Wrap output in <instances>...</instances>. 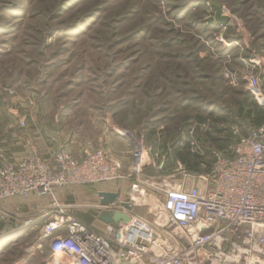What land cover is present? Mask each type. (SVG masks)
<instances>
[{
	"label": "rangeland",
	"instance_id": "obj_1",
	"mask_svg": "<svg viewBox=\"0 0 264 264\" xmlns=\"http://www.w3.org/2000/svg\"><path fill=\"white\" fill-rule=\"evenodd\" d=\"M215 4L223 27L211 0H0V157L10 127L17 140L29 134L27 154L105 149L126 173L143 147L141 173L99 185L120 190L149 220L165 180L203 189L206 171L188 170L180 157L190 151L212 163L214 152L231 155L243 136L236 123L243 134L253 128L243 114L235 118L249 108L248 95L264 109L247 82H264V0ZM226 130L234 142L220 150L212 139ZM58 204L80 221L90 215ZM25 233L10 234L0 264H58L39 228L19 239Z\"/></svg>",
	"mask_w": 264,
	"mask_h": 264
},
{
	"label": "built area",
	"instance_id": "obj_2",
	"mask_svg": "<svg viewBox=\"0 0 264 264\" xmlns=\"http://www.w3.org/2000/svg\"><path fill=\"white\" fill-rule=\"evenodd\" d=\"M247 82L264 106V82L255 76H248ZM140 148L128 173L105 149L87 150L75 158L61 146L50 159L38 152L2 159L0 203L54 196L55 189L129 180L148 165ZM213 155L209 170L200 177L203 189L188 191L185 183L164 181L153 220L138 215L132 200L127 201L130 211L121 206L126 202L122 193L119 205L99 204L95 209L98 219L119 211L130 222L104 224L100 232L66 214L55 201L49 208L36 206L26 218L7 213L5 219L12 234L39 228L58 264H264V123L241 136L231 155ZM137 185L132 186L136 192Z\"/></svg>",
	"mask_w": 264,
	"mask_h": 264
},
{
	"label": "crops",
	"instance_id": "obj_3",
	"mask_svg": "<svg viewBox=\"0 0 264 264\" xmlns=\"http://www.w3.org/2000/svg\"><path fill=\"white\" fill-rule=\"evenodd\" d=\"M11 128V127H10ZM8 128L6 130V134H8V142L4 143L5 146L7 147L4 148L5 150V158L9 160H18L23 158L28 152L29 149L33 147H29L31 143V138L29 137V134L27 131H24V134L20 135V138L18 140L15 138L14 132ZM12 132V133H11ZM43 145L45 143H42ZM41 144V145H42ZM36 145V144H35ZM36 148L41 150V147ZM72 153V152H71ZM84 153H80L78 156L73 154L75 158H82ZM3 157H0V161L2 159H5ZM100 187L105 185H99ZM110 187V188H109ZM120 187V185H119ZM84 189V190H83ZM93 187H88V188H62V189H55L54 191V198L49 200V199H44V198H39L36 195H31L29 198L24 199V198H11L8 200H5L0 203V248L2 249L4 247V251L2 252L3 256L4 254H7L8 251L11 249V245L14 242H11L10 244L4 243L12 234H11V228L10 224L8 223V220L5 219L7 216V213L10 216L13 217H20V218H26L28 216H31L33 212L35 211V207H42V208H49L51 207L52 203L55 201L57 203L61 204H67L68 206H72L71 212L73 214H76L79 208H86L89 210V217L88 219L91 220V226L95 229H99L98 226L102 227L104 229V223L101 222L98 219V211H96V207L99 205V199H98V193L102 191H109V192H115L117 189H111V186H108L107 188L103 189L100 188L99 190H96L95 188L93 189L94 191H91ZM115 190V191H114ZM82 191L87 192V195L85 197H82V195H79L80 193L83 194ZM93 192V194H92ZM84 200L87 205H78L80 204V201ZM87 218V217H86ZM100 228V229H102ZM97 229V230H98ZM32 230H30L31 232ZM23 233L26 232L23 236L19 237L20 238H25L27 235H30L31 233L28 232V229H25L22 231ZM11 234V235H10ZM7 252V253H6Z\"/></svg>",
	"mask_w": 264,
	"mask_h": 264
},
{
	"label": "trees",
	"instance_id": "obj_4",
	"mask_svg": "<svg viewBox=\"0 0 264 264\" xmlns=\"http://www.w3.org/2000/svg\"><path fill=\"white\" fill-rule=\"evenodd\" d=\"M212 2L215 3V0H211ZM248 97L251 99V104L249 106V108L245 111V109L243 107L240 108L238 115H236L235 118H238V116H241V114H243V118L248 121V124H252L253 128H258L260 127L263 123H264V109L261 108L254 100L251 96L248 95ZM243 112V113H242ZM237 128H240L241 130H239V136L241 135H245L243 134L242 131V125L241 123H236ZM226 134V136L224 135V138H217V139H212L214 142H216V144L218 145V148L220 150H223L225 148H227L228 146H230L232 144V142H234L233 138H234V134L233 131H223ZM209 150H207L208 152ZM223 153V152H221ZM187 156V157H186ZM203 157L204 155H199L197 153H190V151H187V153L185 154V157H180V160L183 164L186 165V167L188 168V170L194 171V172H207L211 166V162L208 160L207 161H203ZM202 164H205L207 168H205L204 170L201 169ZM91 220H93V218H91ZM91 220H89L88 218L85 217V219L81 218V221L89 226H91Z\"/></svg>",
	"mask_w": 264,
	"mask_h": 264
},
{
	"label": "water",
	"instance_id": "obj_5",
	"mask_svg": "<svg viewBox=\"0 0 264 264\" xmlns=\"http://www.w3.org/2000/svg\"><path fill=\"white\" fill-rule=\"evenodd\" d=\"M213 7L216 10V22L219 24L220 27H223L226 24L227 20L225 17H223L222 8L216 5L214 2ZM119 197L120 193L118 191H102L98 193L99 203L103 206H108L111 204L119 205ZM121 206L126 208L128 211L132 209V206L127 202H122ZM99 220L104 224H115L120 221H123L124 223L128 224L130 222V218L119 211H115L113 213H103L99 216Z\"/></svg>",
	"mask_w": 264,
	"mask_h": 264
},
{
	"label": "bare ground",
	"instance_id": "obj_6",
	"mask_svg": "<svg viewBox=\"0 0 264 264\" xmlns=\"http://www.w3.org/2000/svg\"><path fill=\"white\" fill-rule=\"evenodd\" d=\"M136 197V196H135ZM100 204V203H99ZM99 231V230H98ZM100 232V231H99ZM18 233H20V232H18ZM21 233H23V232H21ZM20 235H23V234H20ZM9 239H11V238H9ZM62 260V259H61Z\"/></svg>",
	"mask_w": 264,
	"mask_h": 264
}]
</instances>
